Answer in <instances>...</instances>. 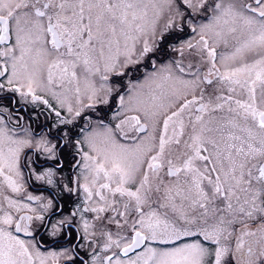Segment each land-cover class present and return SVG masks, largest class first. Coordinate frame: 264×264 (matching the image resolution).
I'll return each instance as SVG.
<instances>
[{"label":"snow or ice","instance_id":"1","mask_svg":"<svg viewBox=\"0 0 264 264\" xmlns=\"http://www.w3.org/2000/svg\"><path fill=\"white\" fill-rule=\"evenodd\" d=\"M0 264H264V0H0Z\"/></svg>","mask_w":264,"mask_h":264}]
</instances>
